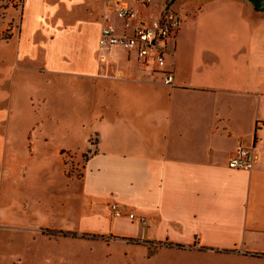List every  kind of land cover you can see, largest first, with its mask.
I'll list each match as a JSON object with an SVG mask.
<instances>
[{"label": "crops", "instance_id": "obj_1", "mask_svg": "<svg viewBox=\"0 0 264 264\" xmlns=\"http://www.w3.org/2000/svg\"><path fill=\"white\" fill-rule=\"evenodd\" d=\"M17 1L0 0V31L20 21L0 40V103L19 104L16 89L30 83L40 130L50 122L97 139L93 149H54L82 169L75 231L144 239L207 264H264V13L244 0ZM121 6L137 16L121 17ZM166 8L182 26L165 67L99 46L104 28L131 36ZM240 147L254 150L251 169L229 167ZM14 168L5 162L1 180Z\"/></svg>", "mask_w": 264, "mask_h": 264}, {"label": "rangeland", "instance_id": "obj_2", "mask_svg": "<svg viewBox=\"0 0 264 264\" xmlns=\"http://www.w3.org/2000/svg\"><path fill=\"white\" fill-rule=\"evenodd\" d=\"M19 22L13 18L0 31V40L9 41ZM27 85L16 89L22 97L19 104L0 103V169L5 162L15 167L0 178V219L8 217L15 226L0 229V264H207L202 257L169 252L144 239L75 231L80 229L75 215L80 213L76 200L81 187L66 172L74 176L82 169L73 166L74 154L61 158L54 149H93L97 139L52 129L50 122L40 130ZM3 89L10 92L11 83ZM50 104L55 106L54 98ZM74 109L75 98L71 113L79 121L80 111ZM89 153L81 156L80 166Z\"/></svg>", "mask_w": 264, "mask_h": 264}, {"label": "built area", "instance_id": "obj_3", "mask_svg": "<svg viewBox=\"0 0 264 264\" xmlns=\"http://www.w3.org/2000/svg\"><path fill=\"white\" fill-rule=\"evenodd\" d=\"M119 15L123 18H134L137 13L121 6ZM182 26V18L179 13L171 8L163 11L153 27L140 25L131 36L117 35L111 27L104 28L99 38L100 47H120L129 53L135 54L143 64L155 62L159 67H165V56L168 52V43L175 38ZM174 78L167 74L164 84L172 86ZM260 124L257 125V128ZM256 155L253 149L239 148L229 159V167L232 169L248 170L253 167ZM114 217H122L124 213L117 204H110ZM129 219H134V214H128Z\"/></svg>", "mask_w": 264, "mask_h": 264}, {"label": "water", "instance_id": "obj_4", "mask_svg": "<svg viewBox=\"0 0 264 264\" xmlns=\"http://www.w3.org/2000/svg\"><path fill=\"white\" fill-rule=\"evenodd\" d=\"M244 1L251 4L255 11L264 13V0H244Z\"/></svg>", "mask_w": 264, "mask_h": 264}, {"label": "trees", "instance_id": "obj_5", "mask_svg": "<svg viewBox=\"0 0 264 264\" xmlns=\"http://www.w3.org/2000/svg\"><path fill=\"white\" fill-rule=\"evenodd\" d=\"M173 2H174L173 0H169L167 6H169V5H170L171 3H173ZM81 172H82V171H81ZM81 172L75 174L74 176L71 174V172H66V174L70 177V179H71V178L81 179V178H82V174H81Z\"/></svg>", "mask_w": 264, "mask_h": 264}]
</instances>
